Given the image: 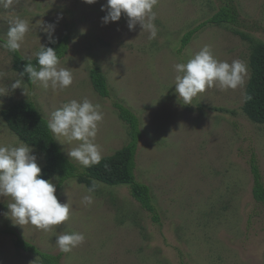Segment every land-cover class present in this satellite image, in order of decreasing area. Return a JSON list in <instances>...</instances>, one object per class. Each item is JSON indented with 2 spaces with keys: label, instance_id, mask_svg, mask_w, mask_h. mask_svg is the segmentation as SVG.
<instances>
[{
  "label": "rangeland",
  "instance_id": "obj_1",
  "mask_svg": "<svg viewBox=\"0 0 264 264\" xmlns=\"http://www.w3.org/2000/svg\"><path fill=\"white\" fill-rule=\"evenodd\" d=\"M238 13L236 26H207L182 50V40L222 8L226 0H158L154 7L155 39L138 24L129 30L127 18L104 24L102 5L84 0H14L0 6V44L6 40L8 21L16 16L28 24L20 53L36 58L48 46V25L53 38L70 39L68 54L58 67L72 72L73 83L64 91L29 87L13 69L9 51L0 46V145H19L1 112L21 102H33L48 120L63 104L85 98L99 104L103 120L94 143L101 159L114 155L130 142L128 126L116 104L131 110L140 120L136 177L149 186L159 216L136 202L128 187L100 186L97 193L75 180L56 185L61 203L69 202V219L50 231L32 225H14L4 216L10 198H0V264H41L37 257L15 245V231L41 252L61 255V264H264V204L253 198L251 161L255 157L264 185V125L252 122L244 112L251 77L250 43L240 31L264 43V0H232ZM214 57L231 64L240 60L246 68L237 89L207 88L182 105L175 93L174 65L186 63L204 46ZM100 69L110 90L102 98L94 89L91 72ZM21 81L27 89L12 90ZM64 155L77 142H57ZM37 163L44 158L33 149ZM70 160V159H69ZM83 168L76 161L71 160ZM68 193V195H67ZM91 195L90 205L81 203ZM78 232L85 241L63 253L56 236Z\"/></svg>",
  "mask_w": 264,
  "mask_h": 264
},
{
  "label": "clouds",
  "instance_id": "obj_2",
  "mask_svg": "<svg viewBox=\"0 0 264 264\" xmlns=\"http://www.w3.org/2000/svg\"><path fill=\"white\" fill-rule=\"evenodd\" d=\"M98 0H84V3L95 4ZM158 0H107L101 10L106 12L102 18L104 24L118 22L122 15L127 18L129 30H135L139 24L142 32L149 33V39H155L157 28L154 23L156 13L153 10ZM14 0H0V6L10 8ZM6 40L0 44L10 52H18L26 32L27 22L19 16L11 18ZM54 26L48 25L44 31L48 34L49 43H56L53 38ZM37 65L30 58L24 66L32 84L47 90L64 91L73 83L72 72L58 67L60 61L53 47L42 45L35 53ZM175 93L182 105H193L192 101L207 88L215 86L221 91L237 89L244 83L245 65L240 60L230 63L217 60L209 46H204L186 63L174 65ZM12 90L22 88L27 95V89L17 80L11 85ZM99 104H93L85 98L82 102L75 99L62 105L50 114L47 127L54 140L62 145L77 142L75 147L67 151L70 160L76 161L83 168H89L100 163L101 152L94 143L98 133V125L103 120ZM42 169L37 163L33 149L24 143L16 146L0 145V198L11 199L7 204L6 218L14 225L33 227L50 231L53 226L61 225L69 219V202L61 203L56 195V185L51 179L41 176ZM96 182L93 181L88 192H94ZM68 195V193H67ZM91 195H84L81 203L90 205ZM85 241L82 233H63L56 236L55 244L63 253H69L73 248Z\"/></svg>",
  "mask_w": 264,
  "mask_h": 264
},
{
  "label": "trees",
  "instance_id": "obj_3",
  "mask_svg": "<svg viewBox=\"0 0 264 264\" xmlns=\"http://www.w3.org/2000/svg\"><path fill=\"white\" fill-rule=\"evenodd\" d=\"M238 22L239 13L233 1L226 0L218 13L184 36L180 53L191 43L194 36L207 26L234 27ZM236 34L250 43L251 46V77L246 89L243 109L252 122L264 125V43L256 41L250 35L240 31H236ZM46 47H53L59 61H61L68 54L70 39L65 36ZM9 53L12 56L14 71L21 76L28 61L20 51H9ZM31 63L36 66L37 59H31ZM21 77L29 87L34 86L27 74ZM91 80L100 97H110L107 80L100 69L97 68L91 72ZM115 108L120 119L128 126L130 142L114 155L101 159L100 163L89 168L78 167L64 155L47 127V120L41 115L33 102H21L12 105L9 109L1 112V117L20 142L29 145L43 156L44 166L41 173L43 179L56 180L59 189L71 180H75L78 184L89 189L92 182L95 181L96 188L93 193H97L100 186L128 187L132 198L144 210L153 215L152 219L155 223H159V216L152 203L151 189L149 186L139 183L136 177L138 152L143 138L140 120L131 110L121 104H116ZM251 171L254 178L253 198L257 203L264 204V185L255 157L251 161ZM5 233L16 236V247L37 257L41 264H61V255L54 256L41 252L36 246L25 241L13 230H7Z\"/></svg>",
  "mask_w": 264,
  "mask_h": 264
}]
</instances>
